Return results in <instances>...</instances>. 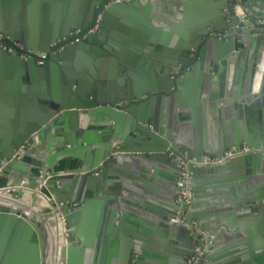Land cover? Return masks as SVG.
I'll list each match as a JSON object with an SVG mask.
<instances>
[{
	"label": "water",
	"instance_id": "1",
	"mask_svg": "<svg viewBox=\"0 0 264 264\" xmlns=\"http://www.w3.org/2000/svg\"><path fill=\"white\" fill-rule=\"evenodd\" d=\"M156 1L0 0V37L23 48L0 51L7 80L0 85V191H7L0 195V264H188L200 242L172 220L177 179L191 159L186 224L196 221L212 238L207 264H264V97L248 81L238 101L246 126L236 121L224 136L214 122L232 103L224 88L235 44L254 47L252 36L264 30L241 27L229 0H164L166 9ZM157 8L161 18L178 9L180 24L158 17L170 27L164 40L154 35L161 24L131 45L148 70L138 81L105 34L115 18L141 11L156 19ZM208 28L226 30L227 38ZM173 34L179 40L170 50ZM214 61L225 64L217 93ZM242 146L247 153L239 154ZM232 150L238 155L219 163ZM204 155L216 163H203ZM41 173L40 193L59 219L40 212L30 194L5 190L24 179L32 189Z\"/></svg>",
	"mask_w": 264,
	"mask_h": 264
},
{
	"label": "crops",
	"instance_id": "2",
	"mask_svg": "<svg viewBox=\"0 0 264 264\" xmlns=\"http://www.w3.org/2000/svg\"><path fill=\"white\" fill-rule=\"evenodd\" d=\"M158 1L152 2L155 6L158 5ZM162 2L161 7L163 9H166L164 5V0H160ZM171 2H175L174 0H169ZM248 3L254 8V12L259 15H264V0H248ZM151 13L155 15L157 18L149 17L146 14H143V12H136L131 13V16H129L128 21L121 20L119 18H115L116 22L114 21L112 29L108 32L110 33V41L113 42L115 45L118 46L119 51H121V55L123 57H128V60L131 63V67L129 69V72L135 77V80L141 81L142 78H148L147 71L143 66L140 65V61H143V58L141 59V56L138 52H136L133 49V46L135 44V40H143L144 38H151L155 35L158 41L164 40V35H168L169 32V25L163 23L162 20H160L158 17L161 16L158 8L155 10H152ZM182 12L179 10H171L170 14H163V17L161 19H166V21H169L171 24L173 23L174 27L179 26L180 20L176 18L179 15H181ZM223 13H225L223 9ZM228 21L225 20V23L227 24ZM161 24H165L163 27L164 29H161V33H156L153 31L154 28L160 27ZM257 23H251L252 29H263L264 26H256ZM169 27V28H168ZM189 31V30H188ZM190 33V32H189ZM154 34V35H153ZM174 38L173 40L168 43V49L175 50L176 44L179 40L178 34H173ZM252 37H257L259 42L257 44H254V47H252L249 44H241L240 42H237L235 44L236 48L232 53H238V57L233 60H229L227 65V74L225 76V96L227 99H231L232 103L229 106H226L224 108H219L221 110V113L214 118L215 122V128L216 131H220L222 128V132L224 136H227L228 128L234 127L236 125V121L240 122L238 124L240 127L243 126V128L246 126V119L241 114V107L238 105V101L245 98V91H246V84L248 81L250 82L251 87L253 88L252 93L257 96L264 97V34H258L254 35ZM133 41V42H132ZM177 41V42H176ZM163 47L160 45L156 46V49L160 50ZM236 51V52H235ZM247 56V57H246ZM130 57V58H129ZM251 59H250V58ZM253 57V62H252ZM249 64H251L252 74H249ZM140 65V66H136ZM225 64L220 63L219 61H214L213 66L214 70H216L215 80L216 82L213 85L214 93L218 92L217 81L218 76L221 74L222 70L224 69ZM6 68L1 66L0 72L2 75L0 76V85L4 83L6 80L4 76V70ZM2 77V78H1ZM131 80L132 78L129 77ZM225 97V98H226ZM2 102V100L0 101ZM249 102V101H247ZM245 102L246 104H248ZM237 110V114H235V109ZM262 108H264V104L262 105ZM254 110H256L254 108ZM214 117L212 107L210 108L206 121H207V127H208V135L207 138L210 140L213 137V129H212V121L213 119L210 117V115ZM209 115V116H208ZM211 118V119H210ZM188 120L189 117L185 116L182 118V120ZM210 138V139H209ZM92 149V146L90 147ZM209 155H204V157ZM132 211H136V209L131 208L129 209ZM138 213V211H136ZM203 213V211H202ZM140 213H138L139 215ZM152 217L153 215H150L149 213H146L144 217ZM220 231H224V228H220ZM235 232H238L237 230Z\"/></svg>",
	"mask_w": 264,
	"mask_h": 264
},
{
	"label": "built area",
	"instance_id": "3",
	"mask_svg": "<svg viewBox=\"0 0 264 264\" xmlns=\"http://www.w3.org/2000/svg\"><path fill=\"white\" fill-rule=\"evenodd\" d=\"M229 1L233 3L234 13L241 27H243L247 23H250V18L252 16H254L255 19H257L256 23L261 22L262 18H264V15L262 14L257 15L254 12V8L248 3V0H229ZM94 32H95V27L90 31V33H94ZM14 47H16L21 51L23 50V48L19 44L14 43L12 45H8L0 37V51H7L8 53H12ZM39 55L43 56V54H39ZM247 152H248V148L246 146H242L239 154H244ZM237 155L238 153L235 152L234 150H232L231 152H226L225 155L219 161V163L225 162L228 159L233 158ZM203 163L214 164L216 163V160L209 159V157L206 156L203 158ZM180 165H182V163H180L179 166ZM189 165L195 166L194 159H191L190 161L184 164V167L182 168L183 172L181 174V177L177 179V188L179 189V194L176 196L175 199L177 209L175 213V218L172 220V222L185 225L190 231L191 239L200 242V245L194 247L192 254L189 256L187 260V263L207 264L205 251L212 244V238L198 229L196 221L191 220L188 224H186V220L188 218L190 211L189 203L193 199V193L189 186L191 180L190 173L187 169V166ZM44 174L45 173H41L38 176L36 183L32 189L28 188V181L24 179L18 181L16 184L11 185L10 187H7L5 190L30 194L32 197L37 199L38 202L37 205L40 207V209L45 211L48 210L47 214L48 213L53 214L55 212L54 214L59 219L60 218L59 211L58 208L54 205L53 200L46 198L44 195L40 193V189L44 186L45 183V179L43 178ZM0 195L6 197L7 191L1 190ZM19 201L20 200H18V202ZM42 210H40V212H43ZM64 245L67 246L66 243Z\"/></svg>",
	"mask_w": 264,
	"mask_h": 264
},
{
	"label": "flooded vegetation",
	"instance_id": "4",
	"mask_svg": "<svg viewBox=\"0 0 264 264\" xmlns=\"http://www.w3.org/2000/svg\"><path fill=\"white\" fill-rule=\"evenodd\" d=\"M232 3V2H231ZM232 5H233V3H232ZM175 10V9H174ZM176 10H178V9H176ZM224 11L226 12V9H224ZM170 13V12H169ZM226 21H228L227 22V24L226 25H228V27H230L231 26V21H230V19L227 17L226 19H225ZM262 21L264 22V18H262ZM99 28V26L98 25H96L95 26V32L97 31V29ZM208 31H209V34L211 35V36H214V37H218V38H227V34H226V30H224V31H221V32H215L213 29H211V28H208ZM105 37H106V39L108 38H110V33L108 32V30L106 31V34H105ZM4 41V40H3ZM6 44H8V45H11L12 43H10V42H6V41H4ZM181 51V50H180ZM178 56V55H177ZM176 56V57H177ZM143 58V56H141V59ZM187 58H188V60L191 62V61H193V59L195 58V56H194V53H193V51H190L189 53H188V56H187ZM179 69H181V66H180V64L178 65V68L176 69V70H174L175 72L177 71V70H179ZM125 79H127L128 81L130 80L129 79V76H128V73H126L125 74V77H124ZM207 157H209V156H207Z\"/></svg>",
	"mask_w": 264,
	"mask_h": 264
},
{
	"label": "trees",
	"instance_id": "5",
	"mask_svg": "<svg viewBox=\"0 0 264 264\" xmlns=\"http://www.w3.org/2000/svg\"><path fill=\"white\" fill-rule=\"evenodd\" d=\"M257 22V19H255V17L254 16H252L251 18H250V23H256Z\"/></svg>",
	"mask_w": 264,
	"mask_h": 264
},
{
	"label": "bare ground",
	"instance_id": "6",
	"mask_svg": "<svg viewBox=\"0 0 264 264\" xmlns=\"http://www.w3.org/2000/svg\"><path fill=\"white\" fill-rule=\"evenodd\" d=\"M28 211H29V209H27ZM32 211V213H35V212H37L38 213V211L36 210V209H33V210H31ZM55 215V214H54ZM55 218H56V215H55Z\"/></svg>",
	"mask_w": 264,
	"mask_h": 264
},
{
	"label": "rangeland",
	"instance_id": "7",
	"mask_svg": "<svg viewBox=\"0 0 264 264\" xmlns=\"http://www.w3.org/2000/svg\"><path fill=\"white\" fill-rule=\"evenodd\" d=\"M37 203H38V202H36V205H37ZM39 209H40V208H39ZM40 210H42V209H40ZM42 211L44 212V214H45V213L47 214V211H48V210H46V211H45V210H42Z\"/></svg>",
	"mask_w": 264,
	"mask_h": 264
}]
</instances>
